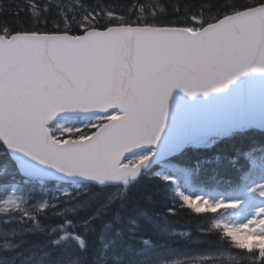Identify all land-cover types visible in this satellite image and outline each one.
I'll list each match as a JSON object with an SVG mask.
<instances>
[{"label": "water", "instance_id": "95a60500", "mask_svg": "<svg viewBox=\"0 0 264 264\" xmlns=\"http://www.w3.org/2000/svg\"><path fill=\"white\" fill-rule=\"evenodd\" d=\"M113 110L83 139L59 142L49 129L61 116ZM249 126L264 130V4L197 31L0 34V142L25 177L118 185L198 137Z\"/></svg>", "mask_w": 264, "mask_h": 264}, {"label": "trees", "instance_id": "16d2710c", "mask_svg": "<svg viewBox=\"0 0 264 264\" xmlns=\"http://www.w3.org/2000/svg\"><path fill=\"white\" fill-rule=\"evenodd\" d=\"M260 4L264 0H0V34L81 35L86 15L99 29L197 30ZM258 152L264 153V130L249 127L189 144L169 163L188 174V185L227 195L259 169ZM156 170L118 187L88 184V191L66 193L75 186L21 176L0 142V186L18 190L15 203L0 204V256L9 264H148L169 253L208 251L162 264H264V240L247 239L223 221L232 203L192 202L176 180Z\"/></svg>", "mask_w": 264, "mask_h": 264}, {"label": "rangeland", "instance_id": "374dc122", "mask_svg": "<svg viewBox=\"0 0 264 264\" xmlns=\"http://www.w3.org/2000/svg\"><path fill=\"white\" fill-rule=\"evenodd\" d=\"M109 13H104L103 15L108 16ZM87 24L84 27H90L94 21L86 15L85 22ZM110 115L103 116H95L92 118H83V117H63L55 121L51 125V130L54 132V136L58 138V140H68L71 138L82 137L88 132V127H97L104 120H106ZM206 140V138H199L196 140L197 143H202ZM149 152H142L133 158L130 159L129 163H137L142 158L148 156ZM256 164L259 166V171L255 172V175L252 177L251 181L247 184V186L242 189L238 194L231 196V199L237 203H241L240 209L228 216L225 219V222L229 224L236 225L243 230L256 232L260 237H264V156L258 154L256 158ZM176 170V171H175ZM259 173V174H258ZM162 174H165L168 177H174L175 180L181 187L184 186L185 176L183 173L178 172V169L172 167L170 169L169 166H166L162 169ZM74 191L72 188H65L66 193L76 192L80 194L84 191H88L84 184H75ZM183 189V188H181ZM188 197H190L193 201L200 202L196 196H199L198 193H188ZM211 201L213 203H217L219 198L217 195L211 196ZM17 201V191L15 187H12L9 190H6L4 187H0V204L1 205H9L13 204ZM216 255H224L225 252H214ZM203 254H211V252H203L200 251L198 253L191 252H175L169 253L168 255H162L158 258H153L156 262L169 259H178L182 257L191 256H200ZM9 264L8 259L5 256H0V264ZM14 263V260L11 264Z\"/></svg>", "mask_w": 264, "mask_h": 264}, {"label": "bare ground", "instance_id": "6f19581e", "mask_svg": "<svg viewBox=\"0 0 264 264\" xmlns=\"http://www.w3.org/2000/svg\"><path fill=\"white\" fill-rule=\"evenodd\" d=\"M148 264H158V262H156L154 260H148Z\"/></svg>", "mask_w": 264, "mask_h": 264}]
</instances>
